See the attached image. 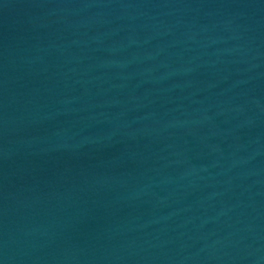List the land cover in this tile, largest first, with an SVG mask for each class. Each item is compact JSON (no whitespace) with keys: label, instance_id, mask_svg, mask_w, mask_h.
<instances>
[{"label":"water","instance_id":"water-1","mask_svg":"<svg viewBox=\"0 0 264 264\" xmlns=\"http://www.w3.org/2000/svg\"><path fill=\"white\" fill-rule=\"evenodd\" d=\"M0 264H264V0H0Z\"/></svg>","mask_w":264,"mask_h":264}]
</instances>
